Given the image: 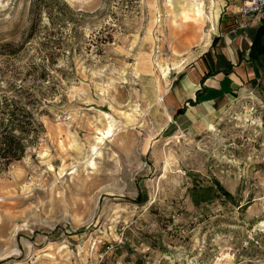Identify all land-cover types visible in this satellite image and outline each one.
I'll return each mask as SVG.
<instances>
[{
    "label": "rangeland",
    "instance_id": "obj_1",
    "mask_svg": "<svg viewBox=\"0 0 264 264\" xmlns=\"http://www.w3.org/2000/svg\"><path fill=\"white\" fill-rule=\"evenodd\" d=\"M37 1L0 0L44 127L0 173V264H264V70L197 132L164 101L231 0Z\"/></svg>",
    "mask_w": 264,
    "mask_h": 264
},
{
    "label": "crops",
    "instance_id": "obj_2",
    "mask_svg": "<svg viewBox=\"0 0 264 264\" xmlns=\"http://www.w3.org/2000/svg\"><path fill=\"white\" fill-rule=\"evenodd\" d=\"M229 1L219 22L217 42L199 53L191 65L182 70L172 80L171 86L165 91V105L170 109V117L175 118L179 109L182 113L176 115L186 123L187 130L200 131L201 118L218 108L220 103L235 98L244 89L245 84L254 82L264 70V54L258 58H250L252 44L251 28H256L258 22H252L247 30H241L242 24L236 25L238 18V2ZM254 32V31H253ZM252 32V33H253ZM209 52V57L205 56ZM213 64L215 70L206 75ZM224 68L227 69L225 73ZM188 88H186V86Z\"/></svg>",
    "mask_w": 264,
    "mask_h": 264
},
{
    "label": "trees",
    "instance_id": "obj_3",
    "mask_svg": "<svg viewBox=\"0 0 264 264\" xmlns=\"http://www.w3.org/2000/svg\"><path fill=\"white\" fill-rule=\"evenodd\" d=\"M48 2L45 3V8L49 12H51L53 5H56L58 9L68 8L60 0H50ZM34 5H37L39 11L40 4L37 0H34ZM250 31L252 44L249 56L250 58H258L264 54V16L259 20L256 28H251ZM216 42L217 37H214L211 46ZM2 47L0 56H6L5 61L16 55L19 50V48L8 42L2 44ZM205 56L209 57L208 51ZM211 70H215L212 63H210L206 75L210 74ZM224 71L225 73L228 72L226 68H224ZM40 76L44 78L42 73H40ZM5 83V85L0 84V173L5 171L13 162L22 159L27 149L36 145L44 132V127L39 120V115L43 112L40 109L38 99L41 95L34 89L30 90L22 85H17L13 80H5ZM181 113L182 110L179 109L176 115ZM216 189L222 191L225 197L230 198L231 195L218 184ZM216 189L208 187L206 192H212Z\"/></svg>",
    "mask_w": 264,
    "mask_h": 264
},
{
    "label": "built area",
    "instance_id": "obj_4",
    "mask_svg": "<svg viewBox=\"0 0 264 264\" xmlns=\"http://www.w3.org/2000/svg\"><path fill=\"white\" fill-rule=\"evenodd\" d=\"M238 13L242 18L258 22L264 16V0H238Z\"/></svg>",
    "mask_w": 264,
    "mask_h": 264
},
{
    "label": "bare ground",
    "instance_id": "obj_5",
    "mask_svg": "<svg viewBox=\"0 0 264 264\" xmlns=\"http://www.w3.org/2000/svg\"><path fill=\"white\" fill-rule=\"evenodd\" d=\"M199 6V5H198ZM196 9V14L197 15H200L201 14V10H200V8L199 7H197V8H195ZM163 73L164 74H166L165 73V70L163 71ZM99 136L97 137V142L98 141H101V140H103L104 138H107V137H110V136H112V130H111V127L110 126H108L107 128H104V129H102V130H98V133H97Z\"/></svg>",
    "mask_w": 264,
    "mask_h": 264
}]
</instances>
